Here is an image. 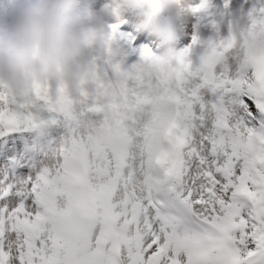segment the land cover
<instances>
[{
	"label": "snow or ice",
	"instance_id": "snow-or-ice-1",
	"mask_svg": "<svg viewBox=\"0 0 264 264\" xmlns=\"http://www.w3.org/2000/svg\"><path fill=\"white\" fill-rule=\"evenodd\" d=\"M244 48L248 71L234 81L212 73L217 59L190 85L200 111L192 103L182 122L169 123L166 147L138 125L144 105L132 99L89 124L53 169L0 204V264H264V131L224 103L236 85L264 97V43ZM203 87L215 107L200 99ZM29 103L72 105L39 93ZM32 119L0 107V129ZM245 129L261 138L258 150L245 147Z\"/></svg>",
	"mask_w": 264,
	"mask_h": 264
},
{
	"label": "clouds",
	"instance_id": "clouds-1",
	"mask_svg": "<svg viewBox=\"0 0 264 264\" xmlns=\"http://www.w3.org/2000/svg\"><path fill=\"white\" fill-rule=\"evenodd\" d=\"M136 3L147 7L141 27L165 39L192 23L199 54L193 57L189 48L168 45L158 52L146 49L141 61L125 65L107 6L99 9L94 0H0V96L20 103L39 93L53 102H88L107 112L108 101L122 87L131 90L143 78L150 85L148 94L157 98L162 94L157 76L174 93L183 78H199L229 50L244 48L261 32L264 19V7L256 5L226 15L216 0H199L195 6L182 0ZM204 17L206 34L200 31Z\"/></svg>",
	"mask_w": 264,
	"mask_h": 264
},
{
	"label": "bare ground",
	"instance_id": "bare-ground-1",
	"mask_svg": "<svg viewBox=\"0 0 264 264\" xmlns=\"http://www.w3.org/2000/svg\"><path fill=\"white\" fill-rule=\"evenodd\" d=\"M103 0H98V2H102ZM105 1V0H104ZM188 0H182L183 3H185ZM194 1V0H193ZM196 2V0H195ZM216 2L221 6L225 14H230L233 10L237 9L240 6H243L245 10H247L252 5H256L257 7H264V0H216ZM131 0L127 4H130ZM199 3V0H197L196 4H193L192 6H195ZM119 5L118 2H114L115 6V12H113L111 17H108L107 19H112L118 17L116 14L118 11H126L129 13L126 15L121 22L124 24L120 28H115V33L120 35L118 39L119 44V50L121 53V58L124 62V64H132L135 62H139L142 60V55L137 54L133 59L130 60L128 56H126V46L127 42L129 40H132L134 37L133 32L130 30V23L136 22L138 19L139 21L146 20L147 16L146 14L142 13L140 10H131L128 5ZM191 5V4H187ZM146 8L147 7H143ZM198 15L202 16L203 14L198 13ZM137 18V19H136ZM127 24V25H126ZM207 18L204 17L200 21V31L204 34L207 33ZM193 24L190 23L183 28V32L181 34H178L174 37L167 38V41L171 43L172 46L176 48H189L191 50V55L193 57L197 56L199 54L198 48L194 45L192 40L193 35ZM261 33H254L248 40V43L246 45L255 46L258 45L259 36ZM146 36V39L143 37ZM139 37L144 39L143 46L146 48L147 44H149V41H152L154 43L157 42V40L162 39L158 34L150 31L148 29V32H140ZM179 39V40H178ZM138 45L142 44L141 42H137ZM153 50V48H151ZM232 52V54L229 56L228 60L222 65L220 62L222 61V58ZM245 53L243 57V62L246 57V48H233L226 52L223 56H221L218 61L215 63L213 73L216 76L227 78L228 81H234L236 76L235 68L233 61L239 56L242 55V53ZM221 64V65H220ZM208 69L205 71L207 72ZM200 78V77H199ZM192 79L185 77V88L186 92L185 94L187 97V102H184V107H187V111L184 110L183 117L187 115L190 105L193 103V107L196 109L197 113L200 111L199 102L192 98L190 94H187V89L190 87V85L199 83L200 79ZM156 80L159 81L160 85H162V81L160 78H156ZM155 82V81H154ZM149 83H139L136 82L133 89V92H136V96L143 99H145V102L141 103L143 106L142 109H140L135 115L137 117L138 125L141 123L143 114L147 112V110L156 109L158 98H153L150 96L147 92V89L149 87ZM207 87H203L199 90L200 99L204 101L206 105L211 106V103L209 101L208 95H207ZM1 101H5L7 107L5 110L12 109L15 110L16 108L19 109L21 112L29 111L33 114V117L37 116L39 118V121L36 123L37 128L34 127L35 130L30 132L29 137L31 138V141L34 142H40L39 148L37 150L30 151L28 147L25 149L27 152L22 151L21 148L11 149L8 151V154H11L17 159H19V162L21 165H19V168L17 171L14 170V167L16 166V162H12L11 165L13 167V171L9 172V175L5 176L3 175V179L0 176V185L3 184V187L0 190V193H3L6 189V187H9V193L6 197L0 198V204L5 203V201H9L11 196L16 197V190L18 188H27L29 183L32 180H36L38 176L46 172L47 170L53 169L54 166H56L61 158L59 156L60 152H63L65 147L70 145V141H73L72 137L69 136L70 128L68 126H64L63 124L59 125L58 127L55 126L53 129L50 130L49 133H44L43 124L39 125L38 123L43 121L44 116H47L51 112V110L47 109L46 107H43L40 104L32 105L29 103V101H24L17 103L15 105V100H11L6 96H0ZM129 99L135 100L136 97L134 96V93L130 95L129 90ZM224 103L227 104L243 121L244 120V113L245 108L243 107V102L240 99V96L236 93L235 87L230 88L228 91H226L224 95ZM21 104H28L27 109L20 108ZM89 104L88 102H84L80 105H72V108L74 109V116L76 117V123L74 124V130L78 134L79 137L82 139L85 136V130L86 127L89 124L95 123L97 121H100L103 119V115L106 113L104 108L100 105L93 106L97 109L98 112H88L86 109L88 108ZM57 111L53 110L52 114L56 113ZM58 114H61V112H57ZM33 120V119H32ZM25 122V121H23ZM22 121L19 123H23ZM32 127V126H31ZM246 130V129H245ZM244 130V131H245ZM240 135L244 136V132L240 133ZM57 147H61V149L64 150H56L57 155H55V149ZM21 149V150H19ZM19 150V151H18ZM7 160V157L4 159H0V166L1 168H6L5 161ZM40 167L35 174V168ZM30 178V179H29ZM12 181V182H11Z\"/></svg>",
	"mask_w": 264,
	"mask_h": 264
},
{
	"label": "rangeland",
	"instance_id": "rangeland-1",
	"mask_svg": "<svg viewBox=\"0 0 264 264\" xmlns=\"http://www.w3.org/2000/svg\"><path fill=\"white\" fill-rule=\"evenodd\" d=\"M196 2H197V0H196ZM196 2H195V0L194 1L193 0H188V1L185 2V4H191V5H193V4H196ZM130 51H131V49L128 47L127 48V54L128 55L131 53ZM142 52L144 53V51H142ZM231 54H232V52H230L229 54H227L226 56H224L223 59H222V61L220 63L223 65L228 60V58H229V56ZM240 57H241V55H239L233 61L234 65L237 64V62L240 59ZM135 97L137 98V96H135ZM139 98H140V96H139ZM17 103L18 102L15 101V105H17ZM0 107H4V108L7 107V105H6V103H5L4 100L1 101V99H0ZM15 110L16 111H20L17 108ZM73 111H74V109H73ZM147 113H148V111H147ZM34 121H36V120H34ZM145 122H146V114H143L142 121H141V123L139 125H143ZM54 123H55V126H57V127L59 125H61V124H64V125H67L70 128V125H71V131L74 132V137L71 136L73 138V141H76L78 138L82 140V138L78 136V134L75 132V130L73 128V125L76 123V117L75 116H74V121L69 122V121H66V120H63V119L61 120L60 115H58V117H57V119H55ZM18 124L23 127L24 132H26L27 130H29V128L27 127V125L29 124V121H25L23 123H19L18 122ZM12 127H10L8 125H5L2 129H0V142H3V146L0 148V159H2V158L5 159L7 157V160L5 161L6 168L5 167L1 168V166H0V176H1L2 179H3V175L6 178V176L9 175V172H11V170L13 171V168H12V165H11L12 162H16L18 166L21 165L20 162H19V159H17V157H15V156H13L11 154H8L7 155V153H8L9 150L16 149L17 147L18 148H21L22 147L21 149L24 152H27V150H25L27 147H28V149L30 151L37 150V148H39V144L43 140L47 139V138H45V139H42L40 142H34V141H31V139H30L29 136L28 137H25L28 134H25V136H23V134H22L23 132H21V131H17V132H20V134L13 135L12 133H15V132H11L12 131ZM21 149H19V150H21ZM64 149H66V147ZM64 149H61V147H57L55 149V152H56V150L60 151V150H64ZM57 152L55 153V155H57ZM39 168L40 167H36L35 168V174H36V171ZM2 187H3V184L0 185V190H1ZM15 199H16V197L12 195L9 201L10 202H14Z\"/></svg>",
	"mask_w": 264,
	"mask_h": 264
}]
</instances>
